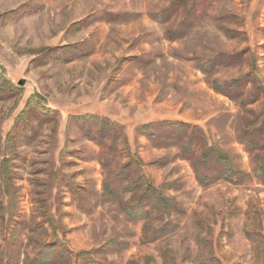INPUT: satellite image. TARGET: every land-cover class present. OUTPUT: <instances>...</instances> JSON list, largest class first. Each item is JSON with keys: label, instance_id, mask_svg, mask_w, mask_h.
Returning <instances> with one entry per match:
<instances>
[{"label": "rangeland", "instance_id": "1", "mask_svg": "<svg viewBox=\"0 0 264 264\" xmlns=\"http://www.w3.org/2000/svg\"><path fill=\"white\" fill-rule=\"evenodd\" d=\"M196 4L203 17L184 28L183 14L155 21L164 0H0V76L18 90L0 102V264L36 260L28 241L38 237L30 226L45 223L41 201L42 240L55 244L54 261L65 255L60 264H264V186L242 142L244 129L264 128V95L244 108L213 89L245 75L264 86V0ZM246 50L240 66L199 68ZM93 115L123 133L143 180L176 205L155 240L156 222L144 242L145 222L126 216L131 195L115 176L117 153L105 170L101 147L74 121ZM167 121L203 129L228 155L232 180L199 185L180 144L161 145ZM151 124L157 140L139 135ZM106 184L123 204L104 198Z\"/></svg>", "mask_w": 264, "mask_h": 264}, {"label": "trees", "instance_id": "2", "mask_svg": "<svg viewBox=\"0 0 264 264\" xmlns=\"http://www.w3.org/2000/svg\"><path fill=\"white\" fill-rule=\"evenodd\" d=\"M169 1V5L166 10V15L163 12L158 14H152L155 21L159 23H167L169 18L180 14L184 15L182 19V26L184 28L191 27L197 20L203 17L202 10L197 7V0H164ZM224 18L218 19L219 21ZM224 32L228 34V31L222 27ZM184 36V31H169L167 37L169 41H177ZM248 54V51H242L235 54H222L218 60H213L205 63H200L199 68L204 74H212L216 68L220 65L226 64L228 67L240 66L244 63V57ZM251 86V89L248 88ZM242 88L241 92H234L232 90ZM213 89L218 94L225 96L232 101L242 102V106L246 108L249 105H253L264 95V86L260 84L258 77H252L245 75L240 79L232 80L228 83L218 84L213 83ZM18 90L11 88L8 81L0 76V102H7L9 98H14ZM248 96L246 100L243 98ZM34 101H31L32 104ZM29 104V105H30ZM28 105V106H29ZM31 111L27 110L24 115L19 119L21 121L26 120V125L30 121L29 114ZM44 120H51V111L43 110ZM90 121L93 125L83 126L84 121ZM78 126L81 127V131L84 135L93 142H97L102 149V153L99 158V162L106 170L110 165V156L112 153H117L119 162L116 165L118 171L116 177L119 180H123L125 184V191L131 195V199L123 205L126 216L129 221H144L143 240L147 239L148 231L152 222H156L160 231H156V238L159 237V233L167 226L164 224L166 218L172 215L175 210V203L170 201L160 190L153 185L147 184L143 180L141 173L139 172L138 165L134 161V157L131 155L130 147L126 144V137L110 123L108 119L100 116L93 115L88 118L76 117L74 120ZM155 128V125H144L138 131L139 135H147L149 139L157 140L159 136L151 134V130ZM161 128L166 131V135L162 138L161 145L172 142L173 144H180L183 158L191 164V167L196 175L197 182L202 187L211 186L219 181H231L233 174V167L231 161L226 153L220 149H216L209 146L207 137L203 129L181 122H163ZM264 128L263 125L258 127H248L244 129L242 133V142L250 153L253 154L256 163V177L260 180L264 186ZM122 141V142H121ZM123 145L124 149H120ZM1 154V152H0ZM3 160V159H2ZM202 165L206 169H214L217 171L214 175L206 174L201 171ZM1 167L5 170L9 168V164L6 166V161L1 162ZM104 198L110 200H117L123 204L121 196L113 191L109 184H106L104 188ZM45 201H41L40 214L42 215L45 223L32 224L29 230V234L37 235L34 239H29L30 246H35L39 253L36 260L25 261V264H60L63 261L65 255L59 252L58 260L54 261L53 256L56 253L55 244L46 243L42 240L47 234L46 224L49 223V213L47 211ZM3 205L0 204V211L3 210ZM2 219V218H0ZM34 220V219H33ZM36 238L40 240L37 241ZM90 264H94L90 261Z\"/></svg>", "mask_w": 264, "mask_h": 264}, {"label": "water", "instance_id": "3", "mask_svg": "<svg viewBox=\"0 0 264 264\" xmlns=\"http://www.w3.org/2000/svg\"><path fill=\"white\" fill-rule=\"evenodd\" d=\"M23 85H24V83H23V82H20V83H19V86H23Z\"/></svg>", "mask_w": 264, "mask_h": 264}]
</instances>
